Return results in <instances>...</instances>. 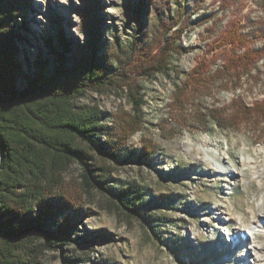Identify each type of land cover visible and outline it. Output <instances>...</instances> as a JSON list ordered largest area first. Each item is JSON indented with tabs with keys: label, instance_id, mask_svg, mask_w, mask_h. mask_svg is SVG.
Returning a JSON list of instances; mask_svg holds the SVG:
<instances>
[{
	"label": "rangeland",
	"instance_id": "rangeland-1",
	"mask_svg": "<svg viewBox=\"0 0 264 264\" xmlns=\"http://www.w3.org/2000/svg\"><path fill=\"white\" fill-rule=\"evenodd\" d=\"M97 2L100 52H133L108 71L123 73L116 86L89 91L76 104L97 109L101 130L96 141L109 149L111 134L119 131L118 117L135 114L129 87L143 101L141 122L117 162L87 151L107 191L83 190L76 163L63 175L64 194L56 195L55 202L64 204L73 197V205L64 204L56 220L69 221L70 238L66 246L40 255L39 264H247L244 232L254 227V242L264 249V122L249 120L220 129L208 114L212 109L230 114L234 100L248 108L264 102V0H168L167 5L145 0L146 11L139 15L134 11L141 0ZM27 3L17 22L24 36L23 42L17 41L19 54L30 59L24 66L27 74L37 71L41 61L47 71L53 68L56 55L47 41L59 47L58 38H63L69 50L88 41L78 12L80 0ZM164 21L172 26L158 33ZM166 40L186 51L168 56L169 76L147 77L145 68ZM246 48L261 51L251 72L238 83L215 82L209 93L179 108L175 93L188 74L198 69L212 76L222 71L229 56ZM200 146L232 173H217Z\"/></svg>",
	"mask_w": 264,
	"mask_h": 264
},
{
	"label": "trees",
	"instance_id": "trees-1",
	"mask_svg": "<svg viewBox=\"0 0 264 264\" xmlns=\"http://www.w3.org/2000/svg\"><path fill=\"white\" fill-rule=\"evenodd\" d=\"M80 1L78 12L88 41L74 43L72 50L63 38H58L59 47L47 41L48 49L56 55L53 68L47 71L46 62L41 61L37 71L27 74L24 66L30 65V59L27 53L19 54L22 48L19 50L17 43L24 38L17 22L27 0H0V264H39L37 258L44 252L67 245L69 221L56 220L64 204L73 205V197L64 204L55 202L56 195L64 194L63 175L76 163L81 170L79 185L83 190L107 191L99 181L100 168H92L87 151L117 162L119 151L141 122L143 101L138 91L129 87L128 100L135 114L118 117L119 131L115 136L111 134L109 149L96 141V133L101 130L97 109L76 104L89 91L100 92L116 86L123 73L108 71L114 64L121 66L133 52L131 47L123 54L117 49L100 52L99 4L97 0ZM167 1L162 3L167 5ZM141 3L135 14L146 11L145 0ZM171 26V22L164 21L156 29L161 33L162 28ZM185 51L166 40L144 75L169 76L171 53ZM260 53L247 48L240 55L234 53L222 71L212 76L193 70L175 93L179 108L182 102L209 93L215 82L238 83L242 75L252 71ZM231 108L230 114L226 109H212L208 117L220 129L249 120L264 122V102L248 108L240 100H234ZM145 153L150 155L152 151L146 148ZM120 205L126 212L131 211L124 201Z\"/></svg>",
	"mask_w": 264,
	"mask_h": 264
},
{
	"label": "bare ground",
	"instance_id": "bare-ground-1",
	"mask_svg": "<svg viewBox=\"0 0 264 264\" xmlns=\"http://www.w3.org/2000/svg\"><path fill=\"white\" fill-rule=\"evenodd\" d=\"M198 149L206 155L205 160L211 163V165L217 171V173L222 174V175L224 174L227 175V173H232L231 170H228L221 163L213 162L212 156L209 155L210 151L208 149L204 148L203 146L198 147ZM214 214H216V216L219 218V214H220L219 208H216V211ZM253 229L254 227H252L249 230V233L244 232V235L247 236L249 240V253H248L249 260L247 264H264V249L261 246H257L256 243L254 242V234L252 233ZM223 232H225V230H223ZM226 234H227L228 240L231 241L232 236L229 233H226Z\"/></svg>",
	"mask_w": 264,
	"mask_h": 264
}]
</instances>
